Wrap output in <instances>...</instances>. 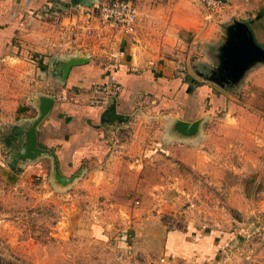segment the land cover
<instances>
[{
	"label": "rangeland",
	"instance_id": "374dc122",
	"mask_svg": "<svg viewBox=\"0 0 264 264\" xmlns=\"http://www.w3.org/2000/svg\"><path fill=\"white\" fill-rule=\"evenodd\" d=\"M135 1L159 12L171 5ZM196 1L209 26L204 41L195 30L169 33L160 36L164 49L143 52L158 63L179 59L177 84L164 78L158 95L144 93L111 125L102 136L108 160L106 152L85 158L65 184L49 176L11 184L0 174V264H173L167 246L176 231L223 239L228 256L216 264H253L251 250L264 246V54L239 57L233 30L244 21L221 19L228 0L217 11ZM71 2L32 9L23 33L0 42V59L25 57L21 41L62 48L55 38L78 10Z\"/></svg>",
	"mask_w": 264,
	"mask_h": 264
},
{
	"label": "crops",
	"instance_id": "0c3cea01",
	"mask_svg": "<svg viewBox=\"0 0 264 264\" xmlns=\"http://www.w3.org/2000/svg\"><path fill=\"white\" fill-rule=\"evenodd\" d=\"M65 1L70 2L0 0V42L7 34L15 33L19 36L23 33L19 25L31 20L32 9L37 6L51 7L53 3L61 6L59 3ZM133 1L138 11L141 10L134 35L125 36L117 30H110L104 35L102 42L87 39V47L76 45L70 49L64 44L62 48H54L43 40L38 44L21 41V46L26 51L25 57L12 55V63L8 62V58L0 59V68L4 66L0 70V151L4 153V161L0 158V174L11 184L32 178L46 179L48 176L54 179V158L61 176L71 178V173L82 160L93 156L97 158L107 151V141L102 136L108 132L111 124L103 119V112L110 101L105 106H92L87 101L88 91L97 83L111 76L122 81V89L115 96L116 112L126 116H131L129 110L144 93L158 95L162 89L160 82L164 78L171 77L169 83L177 84L174 69L179 59L158 63L155 58L150 60L144 56L143 52L157 46L164 49L166 41L160 36L166 37L169 33L184 35L189 30H195L204 41L203 33L209 26H205L202 4L196 0H175L174 3L169 0L171 5L168 10L159 12L154 7L141 9ZM228 1L229 7L221 11V19L236 18L247 22L258 43L264 47V0ZM151 2L149 0V4ZM7 4L11 5V10H3ZM72 4L77 5L78 10L70 16L82 12V9L85 11L80 2ZM16 7L25 9L21 8V12H17ZM67 17L64 16L65 19ZM154 24L157 25L156 31L150 32ZM59 33L60 26L55 38L57 42H60ZM152 33L158 42H152ZM119 48L125 49V55L118 58V64L110 65L115 70L109 72L104 60L109 52L114 53ZM28 49L41 54L31 55ZM48 52L52 53L51 57ZM73 58H80L81 62L72 64L66 74H62L64 61ZM52 67L60 74L48 75L49 68ZM45 97H52L53 101L34 129L37 147L49 153H40L34 158L24 157L21 148L27 142L29 127L45 104ZM118 123L115 122L114 125ZM107 154L106 152V160ZM223 244V239H216L212 235L197 234L187 237L176 231L170 234L167 248L173 255V264H216L218 260L228 256L225 249L220 250ZM255 247L250 253L252 263L264 264V246L257 249Z\"/></svg>",
	"mask_w": 264,
	"mask_h": 264
},
{
	"label": "built area",
	"instance_id": "2783aa9c",
	"mask_svg": "<svg viewBox=\"0 0 264 264\" xmlns=\"http://www.w3.org/2000/svg\"><path fill=\"white\" fill-rule=\"evenodd\" d=\"M202 1L208 8L215 11L224 7L222 0ZM84 9L85 11L68 16L66 22L60 23L59 45L62 47L63 44L68 49L76 45H84L87 39L102 42L104 35L110 30H117L125 36L136 33L139 11L133 0H107L94 3L92 7H84ZM124 55V48H119L114 53L109 52L104 61L105 65L118 64V58ZM121 89V84L115 81L96 84L88 91L91 93L87 98L88 104L105 106Z\"/></svg>",
	"mask_w": 264,
	"mask_h": 264
},
{
	"label": "water",
	"instance_id": "95a60500",
	"mask_svg": "<svg viewBox=\"0 0 264 264\" xmlns=\"http://www.w3.org/2000/svg\"><path fill=\"white\" fill-rule=\"evenodd\" d=\"M234 34V41L236 44L237 49L239 50V57L240 58H247L248 56H259L264 54L262 51L263 49L257 44H255L253 40L252 32L249 26L245 22H239L236 26V29L233 30ZM81 62L80 58H73L64 61L62 66V74H66L67 70L70 68L72 64H76ZM45 104L40 108L39 116L34 120L32 126L29 127L27 131V142L24 146H22V155L28 158H34L36 155L40 153H44L48 151L39 149L36 145L35 139V129L34 126L40 120V118L45 115V113L49 110L51 103L53 101L52 97H45ZM115 97L110 99L108 106L105 108L103 112V119L106 120L109 124L114 125L115 122H123L127 119L126 115L120 114L116 112V101ZM187 124L186 126H188ZM21 155V154H20ZM21 155V156H22ZM22 156V157H23ZM72 178H65L61 176L58 168V164L56 159L54 158V181L60 184H65L71 181Z\"/></svg>",
	"mask_w": 264,
	"mask_h": 264
},
{
	"label": "trees",
	"instance_id": "16d2710c",
	"mask_svg": "<svg viewBox=\"0 0 264 264\" xmlns=\"http://www.w3.org/2000/svg\"><path fill=\"white\" fill-rule=\"evenodd\" d=\"M76 2H78V1L77 0H73V3H76ZM64 3H66V1ZM30 58H32V57L30 56ZM106 70H108L109 72H112L115 69H114L113 66H107V69ZM107 81H115V82H118L119 84H121V86L123 84L121 80H119L117 77H114V76L108 77V79H106V80H104L102 82H99L97 84H101V83H104V82H107Z\"/></svg>",
	"mask_w": 264,
	"mask_h": 264
}]
</instances>
